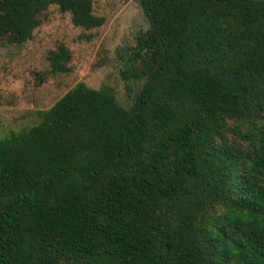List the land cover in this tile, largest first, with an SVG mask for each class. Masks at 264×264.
Listing matches in <instances>:
<instances>
[{"label": "trees", "instance_id": "1", "mask_svg": "<svg viewBox=\"0 0 264 264\" xmlns=\"http://www.w3.org/2000/svg\"><path fill=\"white\" fill-rule=\"evenodd\" d=\"M140 1L131 107L80 82L0 137V264H264V0ZM52 4L105 21L93 0H0V41Z\"/></svg>", "mask_w": 264, "mask_h": 264}, {"label": "rangeland", "instance_id": "2", "mask_svg": "<svg viewBox=\"0 0 264 264\" xmlns=\"http://www.w3.org/2000/svg\"><path fill=\"white\" fill-rule=\"evenodd\" d=\"M93 9L105 19L101 26H77L70 12L52 4L41 13L32 39L23 44L8 37L0 41V137L38 124L39 112L80 82L111 88L125 107L135 103L145 79H125L121 69L150 21L140 0H93ZM61 44L71 49V70L53 73L48 55Z\"/></svg>", "mask_w": 264, "mask_h": 264}]
</instances>
